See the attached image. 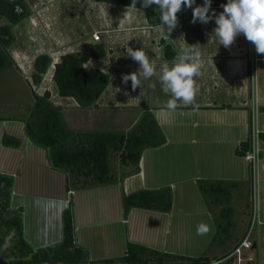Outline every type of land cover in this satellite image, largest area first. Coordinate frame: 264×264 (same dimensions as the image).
I'll return each instance as SVG.
<instances>
[{
  "label": "crops",
  "instance_id": "0c3cea01",
  "mask_svg": "<svg viewBox=\"0 0 264 264\" xmlns=\"http://www.w3.org/2000/svg\"><path fill=\"white\" fill-rule=\"evenodd\" d=\"M27 2L31 13L13 27L16 41L10 49L14 60L10 67L29 77L33 87L34 60L40 54L48 53L60 60L64 53L86 52L99 45L107 52L105 57L91 58L84 64L86 69H99L110 76L96 106L84 108L76 98L59 95L53 81L51 99L62 106L68 127L77 131L128 132L142 117V105L147 103L165 141L144 148L138 169L120 158L121 163L113 170L109 157L114 181L70 191L67 174L54 168L48 150L28 137L26 124L20 119L28 118L29 104L24 117L0 115V173L14 178L11 209H22L25 239L35 248L62 241L64 212L72 198L76 239L88 251L90 260L122 257L128 242H132L158 252L207 257L200 263L175 264H206L227 258L250 231L254 246L245 251L243 264H264V67L259 78L256 67L257 60L264 62V54L253 58V44L247 45L243 35L229 49L219 46L213 33L215 20L193 24L191 8L183 6L184 11L177 13V27L169 34L150 22L139 8L137 11L97 0ZM221 4L211 6L217 14L222 11ZM94 33L100 35L99 40L94 39ZM188 44L201 53L200 74L193 77V100L188 104L177 101V108L170 111L166 108L170 93L162 91L158 79L160 65L170 64ZM128 46L142 47L156 65V74L136 89L130 80H122L124 74L139 67L126 55ZM50 71L38 88H43ZM253 102L260 110L256 115L257 164L237 153L241 143L252 138ZM71 111L72 126L66 117ZM6 134L19 139L20 145L4 143ZM200 180L234 181L240 189L252 184L257 196L261 195L256 212L263 228L244 232L240 239L235 234L229 252L212 245L217 226L200 190ZM163 188L172 191L169 212L132 207L125 214V194ZM199 223L207 224L209 231L197 234ZM220 264L236 263L228 258Z\"/></svg>",
  "mask_w": 264,
  "mask_h": 264
},
{
  "label": "trees",
  "instance_id": "16d2710c",
  "mask_svg": "<svg viewBox=\"0 0 264 264\" xmlns=\"http://www.w3.org/2000/svg\"><path fill=\"white\" fill-rule=\"evenodd\" d=\"M97 1L128 7L132 3V0ZM154 7L142 8L140 0H137L136 8L142 9L150 22L160 24L159 17H156L159 13L153 10ZM30 13L31 9L27 0H0V16L8 21L0 25V69L14 64L10 51L16 41L13 27ZM106 54L107 52L100 45L86 52L62 54L54 69V82L59 95L76 98L80 106L84 108L96 106L110 81V76L99 69H86L84 64L91 58H103ZM52 63L53 58L48 53L40 54L35 58L32 75L35 84L42 81ZM34 98V103L28 106V118L20 120L26 124L29 139L48 150L52 166L67 174L70 191L114 181L109 167V154L112 150L120 153L123 162L130 161L138 169L144 148L159 146L165 141L162 130L147 103H143L144 113L130 131L92 132L69 128L61 112L62 106L52 101L49 90H46L43 95L34 92ZM20 142L17 138L4 135L6 144L12 143L18 146ZM251 149L252 142L248 139L241 143L237 153L246 155ZM13 184L12 176L0 173V264H175L179 261L200 263L207 260L204 255L192 257L158 252L132 242H128L126 254L122 257L90 260L88 251L79 245L76 239L72 198L64 212V239L35 248L24 237L22 209L19 212H13L11 209ZM199 187L217 226V232L211 244L229 252L234 246L230 244V241L234 238L235 228L234 211L229 203L232 190L240 189L239 183L200 180ZM172 203L173 196L170 188L141 189L124 195L126 215L132 207L169 212ZM217 207H220L218 213L215 212ZM9 237L13 247L12 260L8 262L2 261V251L5 239Z\"/></svg>",
  "mask_w": 264,
  "mask_h": 264
},
{
  "label": "clouds",
  "instance_id": "9594fccd",
  "mask_svg": "<svg viewBox=\"0 0 264 264\" xmlns=\"http://www.w3.org/2000/svg\"><path fill=\"white\" fill-rule=\"evenodd\" d=\"M213 0H204L203 4H197L196 0H140L142 8H153L159 13V26L165 33H171L178 25L177 13L182 6L191 8V23L198 21L208 23L214 19L216 27L215 34L219 46L229 49L236 38L243 35L251 42L254 50L258 54H264V0H226L220 5L222 11L217 14L212 8ZM137 0H132L129 7L136 8ZM193 5H195L193 7ZM211 11V14H209ZM189 45V44H188ZM126 55L139 63L136 71L124 74V83L131 81V87L136 89L142 86V81L149 80L156 74V65L150 61L142 47L134 49L126 47ZM201 53L193 45L182 47L171 63L160 65L158 79L162 86V91L170 93L167 101V110H175L177 101L188 104L194 96V76L200 74ZM151 86V85H150ZM197 234H205L209 231V226L199 223L196 228ZM6 238L5 247H7Z\"/></svg>",
  "mask_w": 264,
  "mask_h": 264
},
{
  "label": "rangeland",
  "instance_id": "374dc122",
  "mask_svg": "<svg viewBox=\"0 0 264 264\" xmlns=\"http://www.w3.org/2000/svg\"><path fill=\"white\" fill-rule=\"evenodd\" d=\"M204 0H196V3L203 4ZM226 0H213L212 4H219V3H225ZM184 10L181 9L180 12H183ZM211 14V11L210 13ZM8 23L7 19L0 16V25ZM207 24V23H206ZM50 25V23H49ZM250 42L247 41V45ZM258 56V53L255 52L254 46H253V58L254 56ZM58 57V56H56ZM250 59V54L247 57ZM257 67V75L258 78L260 76V71L264 67V62L257 60L256 62ZM53 80H50V74H47L45 79V85H43V88H38L37 84L33 87L31 85V81L29 80V77H24L20 74H18L14 68L12 67H6L4 69H0V115L3 116H16V117H24L25 114H27L28 110L26 106L33 104V91L36 89L37 93H43L45 90H49L52 88ZM32 87V88H31ZM34 89V90H33ZM35 92V91H34ZM258 103L253 102L251 105V111L252 114L255 116L251 122L253 123V129H256V115L258 114L259 108ZM66 117L69 120L70 126H72V111L68 112L66 114ZM259 122V120H258ZM100 128V127H98ZM260 142V141H259ZM263 156V154H262ZM110 161L112 162V169H116L117 165H119L120 162V153L118 151L112 150L109 154ZM258 162V159L256 160V164ZM110 167V166H109ZM255 172V171H254ZM244 186L241 189H234L232 190V198L229 203L231 208L234 211L233 221L235 223L234 228V235L236 234V237L240 239L244 232H247L249 230H253L254 232L258 231L259 229H262L263 226L260 225V218H257V207H258V201H260V196H257V189H254V186ZM260 191V190H259ZM259 197V198H258ZM220 211V207H217L215 209V212L218 213ZM261 219L264 221V216L262 215ZM6 243V239H5ZM4 243V249L2 251V261L8 260L12 253L11 249L13 247L12 240H7V247H5ZM6 264V263H2ZM8 264V263H7Z\"/></svg>",
  "mask_w": 264,
  "mask_h": 264
},
{
  "label": "built area",
  "instance_id": "2783aa9c",
  "mask_svg": "<svg viewBox=\"0 0 264 264\" xmlns=\"http://www.w3.org/2000/svg\"><path fill=\"white\" fill-rule=\"evenodd\" d=\"M93 37L95 40L100 39V35L98 33H94ZM58 61H59V57H55L53 59L51 71L49 72L51 81L52 80L54 81V69H55V64ZM258 133H259V130L254 128L252 131V138H251L252 149L246 153L248 159H250L253 162H256V160L258 159V153H259L258 142H257ZM253 246H254V242L250 237V231H249L248 234L243 239H241V241L234 247L232 252L225 259L233 258L234 263L243 264V262L245 261V257H246L245 251L253 248ZM225 259L224 260H218V261H211V262L206 263V264H220V263L224 262Z\"/></svg>",
  "mask_w": 264,
  "mask_h": 264
}]
</instances>
